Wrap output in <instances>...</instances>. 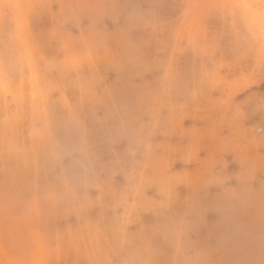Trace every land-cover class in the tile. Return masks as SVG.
I'll return each mask as SVG.
<instances>
[{"label":"rangeland","instance_id":"obj_1","mask_svg":"<svg viewBox=\"0 0 264 264\" xmlns=\"http://www.w3.org/2000/svg\"><path fill=\"white\" fill-rule=\"evenodd\" d=\"M0 264H264V0H0Z\"/></svg>","mask_w":264,"mask_h":264}]
</instances>
